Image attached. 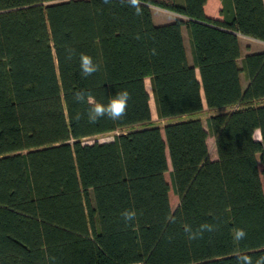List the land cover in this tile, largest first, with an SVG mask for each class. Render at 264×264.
<instances>
[{"label":"trees","instance_id":"16d2710c","mask_svg":"<svg viewBox=\"0 0 264 264\" xmlns=\"http://www.w3.org/2000/svg\"><path fill=\"white\" fill-rule=\"evenodd\" d=\"M220 1L222 18L207 0H0V264L264 258V51L238 62L239 34L264 42V0ZM151 6L178 17L156 24ZM81 55L99 71L85 77ZM120 90L125 114L90 122V105ZM204 105L234 109L206 128L176 120Z\"/></svg>","mask_w":264,"mask_h":264},{"label":"rangeland","instance_id":"374dc122","mask_svg":"<svg viewBox=\"0 0 264 264\" xmlns=\"http://www.w3.org/2000/svg\"><path fill=\"white\" fill-rule=\"evenodd\" d=\"M183 1L184 0H176L177 3H183ZM209 7H210L212 12H215V14L218 13L217 12L218 7L216 4L215 5L212 4ZM209 7L207 8V13L209 15H212ZM151 11H152L153 21L156 24H162V23L169 22L170 20H172L174 18L175 14H176L174 12H171V11L159 8V7H155V6H151ZM158 19H160V20H158ZM183 36H184L185 47L187 50L188 60L190 61V63H192L189 38H188V34H186L185 28H183ZM238 38H239L240 47H241V58L239 59V63L241 62V59L248 53L257 52V51H264V42L259 41V40H255L251 37H246V36H243L240 34L238 35ZM240 80H241L242 87L245 88L247 85V79H246L244 72L241 73ZM145 86H146V89L149 93V97H150L149 98V104H150L151 114H152V120L149 124L159 126L162 129L163 126L169 122V120H163V119L158 118V116L156 114V108H155L153 93H152V89H151V83H150V80L148 78L145 79ZM258 103H264V99L259 101ZM232 109H234V108H220V109H215V110H209L204 105V109L202 112L194 114V115H189V116H181V117L176 118V120H185V119H189V118H199L201 120L202 124L204 125V127L206 128V119L208 116L216 114V113L228 112ZM145 125L144 124L143 125H136L133 127L123 128V129H120V130H117L114 132L94 135V136L83 139L82 142L87 143V144H92L94 142L112 141L114 139V136L117 134L126 132V131L131 130V129L141 128ZM256 136H258V133H256ZM207 143H208V148H209V156L211 158H216V149H215V145H214V137L211 134L208 135ZM263 185H264V178H263ZM171 202H172V208H174L176 206V204L178 203L177 197L173 193H171Z\"/></svg>","mask_w":264,"mask_h":264},{"label":"clouds","instance_id":"9594fccd","mask_svg":"<svg viewBox=\"0 0 264 264\" xmlns=\"http://www.w3.org/2000/svg\"><path fill=\"white\" fill-rule=\"evenodd\" d=\"M132 5H136V0H131ZM79 65L81 73L87 77L95 74L99 71L98 63L91 57L81 55L79 58ZM75 100L77 102H84L86 100V94L84 92L75 93ZM130 100V93L126 90H120L109 96L106 101L94 102L90 105L88 112V119L90 122H96L97 120L107 117L111 120H119L124 114ZM132 215H125L126 220H132ZM246 233L243 229H238L235 232V239L237 241L242 240ZM239 264H253V261L248 258H240ZM258 264H264V258L258 261Z\"/></svg>","mask_w":264,"mask_h":264},{"label":"crops","instance_id":"0c3cea01","mask_svg":"<svg viewBox=\"0 0 264 264\" xmlns=\"http://www.w3.org/2000/svg\"><path fill=\"white\" fill-rule=\"evenodd\" d=\"M217 5V7H218V13L217 14H215V12H212L211 11V9H210V5ZM221 1L220 0H207V2H206V4H205V6H204V10H205V13H206V15H208V16H210V17H213V18H222V16L220 15V9H221ZM209 7V9H210V12L212 13V15H209L208 13H207V8ZM176 17H178V15L177 14H175V16H174V18L173 19H175ZM172 19V20H173ZM158 20H160V19H158ZM172 20H170V21H172ZM186 34H187V31H186ZM238 62H239V60H238Z\"/></svg>","mask_w":264,"mask_h":264}]
</instances>
